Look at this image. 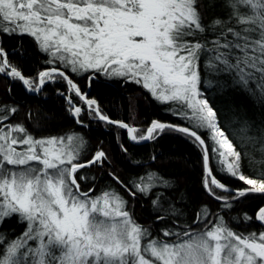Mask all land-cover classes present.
<instances>
[{"label": "snow or ice", "instance_id": "6c2138e0", "mask_svg": "<svg viewBox=\"0 0 264 264\" xmlns=\"http://www.w3.org/2000/svg\"><path fill=\"white\" fill-rule=\"evenodd\" d=\"M216 9L219 13L210 15ZM23 36L34 40L51 65L32 79L4 47L7 39ZM62 68L90 73L89 86L95 74L138 84L191 126L153 120L141 132L113 121ZM202 69L228 81L202 80ZM0 75L34 93L61 79L93 118L126 129L134 142L155 139L165 130L191 138L202 149L204 188L224 210L250 194H264V170L256 178L242 172V154L201 88L202 83L221 91L238 87L264 103V0H0ZM66 99L78 118L82 108L71 95ZM17 111L0 106V264H264V231L234 229L219 213L210 218L207 206L191 224L173 220L171 228L154 237L132 218L120 194L104 191L93 197V189L81 190L84 177L77 173L102 166L107 160L103 150L78 162L82 137L68 136L67 147L65 138H34L22 123L9 122ZM247 127L245 121L242 131ZM248 139L254 146L259 142L264 152V137ZM210 154L227 175L248 187L233 190L222 183L210 167ZM154 187L166 188L169 182L157 176V183H137L129 194L148 196ZM216 189L229 195L219 196ZM162 196L157 192L152 200L154 210L162 213L157 222L182 215L171 203L165 208ZM243 215L245 222L251 221ZM13 219L24 225L18 236L6 227ZM255 219L264 226V207Z\"/></svg>", "mask_w": 264, "mask_h": 264}, {"label": "trees", "instance_id": "16d2710c", "mask_svg": "<svg viewBox=\"0 0 264 264\" xmlns=\"http://www.w3.org/2000/svg\"><path fill=\"white\" fill-rule=\"evenodd\" d=\"M215 13H219V9L210 15ZM18 39L23 41L22 45L17 44ZM4 47L9 53V59L26 78H35L39 71L51 67L46 63L49 57L38 49L31 37H12L5 41ZM62 70L66 71L88 98L95 99L101 110L113 121H123L141 132H146L153 120L191 126L173 116L168 111L169 105L154 100L150 93L138 84L95 74L97 78L89 86L87 76L90 73L75 74L68 69ZM202 80L228 81V77L208 75L202 69ZM201 88L218 110L221 126L242 154V172L250 178H256L258 172L264 170V163H257L264 161V152L259 150V142L254 146L248 138L255 137L259 140L264 137V103H257L250 94L238 87H227L221 91L218 87H209L202 83ZM68 95H71L73 104L82 108L78 118L71 114L66 99ZM0 106L17 108L18 111L10 116L9 122L22 123L34 138H65L67 147L68 136L82 137L84 147L78 162H86L96 151L103 150L107 160L102 166L92 165L80 169L77 173V176L84 177L79 180L81 190L87 192L90 188L93 189L90 193L93 197L104 191L120 194L127 201V210L132 218L148 228L154 237L162 235V228H171L173 220L191 224L203 206L210 210V218L219 213L234 229L245 233L253 230L264 231L263 226L255 219L258 209L264 207V194H250L234 201L230 210L222 209L221 203L210 197L204 188L202 149L184 134L165 130L145 144H133L124 129L93 118L83 102L74 93H69L66 82L61 79L49 81L37 95H29L20 81L0 75ZM78 119L83 123H78ZM245 121L248 124L246 132L242 131ZM139 134L138 132L137 135ZM201 135L209 147H212L213 142L207 132L201 130ZM245 153L247 155H244ZM210 167L228 188L235 190L248 187L243 185L242 181L227 175L217 164L214 154H210ZM113 175L119 178V182ZM157 176L167 180L169 187H154L148 196L137 193L132 197L129 194V189L134 191L133 185L137 183H157ZM215 191L219 196L229 195L217 189ZM157 192L164 193L161 201L165 208L171 203L182 215L169 216L167 221L157 222L156 216L162 214L155 211L152 205ZM245 213L252 218L251 221L245 222ZM6 227L15 229L11 235L18 236L24 230V225L16 224L15 219L6 224Z\"/></svg>", "mask_w": 264, "mask_h": 264}, {"label": "water", "instance_id": "95a60500", "mask_svg": "<svg viewBox=\"0 0 264 264\" xmlns=\"http://www.w3.org/2000/svg\"><path fill=\"white\" fill-rule=\"evenodd\" d=\"M21 83V85H22V87H23V89L25 90V92L27 93V94H29V95H37L38 93H34V92H30V91H28L27 89H26V87L23 85V83L22 82H20ZM86 105V104H85ZM73 115V114H72ZM102 122V121H101ZM103 123H105V122H103ZM107 124V123H106ZM109 125H111V124H109ZM113 126H116V125H113ZM125 130V132H126V134H127V131H126V129H124ZM127 137H128V139H129V141L131 142V143H133V144H145V143H147L149 140H145V141H140V142H134V141H132L130 138H129V136H128V134H127ZM205 169V168H204ZM217 190H219L220 192H222V193H226V192H224L223 190H220V189H217ZM227 194H229V193H227ZM258 213V212H257ZM257 215V214H256ZM258 222V221H257ZM259 224H260V222H258ZM261 225V224H260ZM263 228H264V226H263Z\"/></svg>", "mask_w": 264, "mask_h": 264}, {"label": "rangeland", "instance_id": "374dc122", "mask_svg": "<svg viewBox=\"0 0 264 264\" xmlns=\"http://www.w3.org/2000/svg\"><path fill=\"white\" fill-rule=\"evenodd\" d=\"M75 74H81V73H75ZM151 95V94H150ZM83 102V101H82ZM83 104L85 105V103L83 102ZM86 108H87V105H85ZM71 114H72V111H71ZM74 116V115H73ZM18 150H23L22 148H18Z\"/></svg>", "mask_w": 264, "mask_h": 264}]
</instances>
